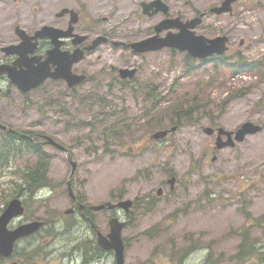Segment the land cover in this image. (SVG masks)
I'll return each mask as SVG.
<instances>
[{"label": "rangeland", "instance_id": "obj_1", "mask_svg": "<svg viewBox=\"0 0 264 264\" xmlns=\"http://www.w3.org/2000/svg\"><path fill=\"white\" fill-rule=\"evenodd\" d=\"M165 1L184 19L207 12L196 33L229 36L223 60L252 69L233 74L232 67L216 59L192 60L165 49L139 61L133 82L107 88L106 76L94 73L97 80L74 94L57 85L44 88L42 98L26 97L28 104L20 105L19 118L9 125L49 135L68 149L77 163L72 188L82 203L135 201L130 217L116 210L90 211L103 234L111 216L126 220L121 232L125 264H264V129L247 135L235 149L216 153L211 150L215 136L202 131L237 128L246 121L264 125V0H238L231 14L221 16L208 10L223 0ZM106 51L100 60L93 56L95 64L108 63L110 55L118 57V68L136 63L121 48ZM237 53L246 62L236 63ZM152 86L154 101H144ZM100 102L107 104L96 107ZM173 126L162 140L150 137ZM3 139L1 131L0 144ZM42 149L51 186L35 197L19 196L26 212L11 225L36 219L46 226L18 243L2 264H58L65 249L69 258L63 264H115L114 253L96 246L93 230L79 213L65 214L71 206L65 153L50 145ZM35 161L24 153L11 157L10 167L0 169V185L17 182ZM172 176L173 191L165 182V193L156 196L158 185ZM227 178L236 180L224 182ZM238 180H244V192L237 189ZM242 238L254 247H246L238 260L236 243Z\"/></svg>", "mask_w": 264, "mask_h": 264}, {"label": "flooded vegetation", "instance_id": "obj_2", "mask_svg": "<svg viewBox=\"0 0 264 264\" xmlns=\"http://www.w3.org/2000/svg\"><path fill=\"white\" fill-rule=\"evenodd\" d=\"M152 1L155 0H0V123L6 125L7 128L16 130L10 132L6 128L0 129V132L25 141L29 140L44 151L42 145L46 146V144L42 134L27 132L24 133L27 137H22L19 134L23 132L9 125L19 118L20 105L22 106L23 102L28 104L29 100L26 97L31 99L36 94L42 98L41 91L44 88L47 90L51 85H57L68 93L74 94L85 83L97 80L94 73L106 76L104 81H109L107 88H112L116 82H133L139 73V61H142L148 54H160L165 49L135 53L130 44L149 37L164 38L168 32L177 33L178 27L160 31L158 26L166 17L183 19V15L178 10L171 11L170 4L165 0L162 1L169 6L167 14L160 11L156 5L146 8L142 6L143 3L150 4ZM196 15H191L188 19ZM227 37L229 46L231 40L229 36ZM112 48H121V50L130 52L136 59V63L131 61L130 64L118 68V57L110 55L108 63L95 64L93 56L100 60L101 55L104 52L107 54L106 50ZM235 55L239 56L238 53ZM72 56L79 59L71 64V72L85 77L83 82L72 87L68 86L65 80L49 76L37 86L23 91L4 72L6 69L13 73L28 72L42 66L47 72L52 73L58 66L66 65L72 60ZM92 67L94 70L91 69ZM121 68L136 69L134 77L132 79L121 78L119 76ZM155 96L154 86L153 93L150 94V97L144 98V101H154ZM237 128H229L228 131L235 132ZM214 135L215 133L211 136ZM233 136L234 133L231 134L232 138ZM222 138L225 140L227 136ZM237 146L238 143H235L231 149H235ZM211 150L216 153L213 146ZM212 160H217L216 154L212 156ZM235 180L227 178L224 182ZM165 182L169 185V192L174 189V185L171 188L167 180H164L162 184L158 185L159 195L165 193ZM238 182L242 184L237 189L244 192L245 188H242L244 180H238ZM69 199L72 208L69 213L78 212L81 219L95 230L90 225L92 219L89 204L82 203L76 193L75 198L69 197ZM80 203L85 205L81 210H79ZM135 204L133 201L131 210ZM116 211L123 212L120 209ZM130 216L131 211L127 217ZM261 226L264 227V222ZM236 246L235 254L239 255L238 260H240L245 247L254 246V244L246 245L242 238L236 243ZM15 251L16 246L11 254H15ZM67 258H69V250L65 249L61 252V262L58 264H63L64 259ZM52 260H54L53 257ZM16 264H20V262H16Z\"/></svg>", "mask_w": 264, "mask_h": 264}, {"label": "water", "instance_id": "obj_3", "mask_svg": "<svg viewBox=\"0 0 264 264\" xmlns=\"http://www.w3.org/2000/svg\"><path fill=\"white\" fill-rule=\"evenodd\" d=\"M237 0H223L219 5L214 6L208 10L210 14L220 15L232 12V4ZM145 8L152 5H156L160 10L165 13L168 12L169 7L161 0H155L150 4L143 3ZM207 12H202L199 15L183 21L178 17L166 18L160 22L158 29L169 30L174 27H178L177 33L168 32L164 38L149 37L147 39L136 41L130 44L131 48L135 53H145L150 51H157L163 48H171L180 52H186L190 57L197 58L200 60H207V58L213 55H223L227 49L228 37L225 35L216 36L213 38L205 37L204 35L197 34L195 28L201 24L202 17L206 16ZM99 43V42H98ZM94 47V46H93ZM92 47V48H93ZM90 48V49H92ZM79 58L72 56L66 65L58 66L57 69L49 73L44 67L38 66L36 69H31L28 72L13 73L6 69L4 72L8 74L9 79L16 84L21 90L27 91L28 89L37 86L45 78L52 76L55 79L65 80L68 86L72 87L84 81L85 77L79 76L71 72V64L77 61ZM136 69L121 68L119 75L121 78H132ZM7 126L0 123V129H6ZM10 132H14V129L7 128ZM175 126L168 130H159L151 134V138L154 140L163 139L169 131H174ZM262 130V126L255 124L251 121H246L238 127L234 133V137H231L233 132L226 130L223 127L216 128L217 138L215 141V148L222 149L234 145V142L243 141L247 135L256 134ZM203 132L207 135H211L214 129L211 127H204ZM226 135L227 139L222 141V137ZM21 136V134H20ZM25 136V135H22ZM45 143L50 144L67 154L68 162L71 165V172L67 180L68 194L74 197V193L71 187V178L76 169L77 163L71 159L67 148L56 142L52 137L44 135ZM175 177H170L167 182L171 185L174 184ZM160 189L157 194L159 195ZM132 201L130 199H123L117 202H105L99 205H92L90 209L99 211L104 208L108 210L122 209L126 214H129L131 209ZM84 207L83 204L79 205V210ZM72 209V208H71ZM71 209L65 211L69 213ZM25 207L20 197H13L8 201L6 206L0 213V257H8L14 250V246L21 238L29 236L38 231L44 222L41 220H30L17 225H11L14 219H19L24 214ZM126 225V221H120L117 217H111L108 221L109 232L103 234L100 231H96V243L101 247L102 250H112L115 256V264H125L124 262V242L122 239L121 232ZM93 226V224H92Z\"/></svg>", "mask_w": 264, "mask_h": 264}, {"label": "trees", "instance_id": "obj_4", "mask_svg": "<svg viewBox=\"0 0 264 264\" xmlns=\"http://www.w3.org/2000/svg\"><path fill=\"white\" fill-rule=\"evenodd\" d=\"M221 62L223 64L225 63L224 61ZM251 69V67L247 68V70L249 71ZM233 73H236L235 68L233 69ZM144 91H146V89ZM151 93V91H146L144 92V95L146 97H150ZM106 104L107 103L105 102H100L98 105H96V107H101ZM95 111L97 112V110ZM1 142L2 144H0V169L6 168V165L10 167L8 163V161H10V158L20 156V154L23 152L24 154L36 157V161L33 163V165L28 166L18 174L19 180L17 182L12 180L10 181L11 185H0V212L8 203L9 195H11V198L20 195L25 196V198L28 196L35 197L37 195V192H39L41 188H49L51 186L47 175L48 168L47 161H45V154L39 148V146L32 144L29 140L25 141L9 134L4 135V139L1 140ZM24 203L26 206L25 201ZM29 239H27L26 241H28ZM2 263V259L0 258V264Z\"/></svg>", "mask_w": 264, "mask_h": 264}, {"label": "bare ground", "instance_id": "obj_5", "mask_svg": "<svg viewBox=\"0 0 264 264\" xmlns=\"http://www.w3.org/2000/svg\"><path fill=\"white\" fill-rule=\"evenodd\" d=\"M20 196H22V195H20Z\"/></svg>", "mask_w": 264, "mask_h": 264}]
</instances>
